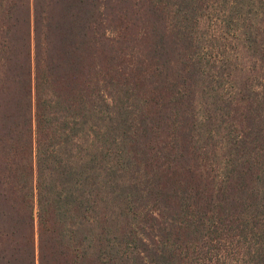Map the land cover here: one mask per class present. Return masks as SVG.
<instances>
[{
  "label": "trees",
  "instance_id": "16d2710c",
  "mask_svg": "<svg viewBox=\"0 0 264 264\" xmlns=\"http://www.w3.org/2000/svg\"><path fill=\"white\" fill-rule=\"evenodd\" d=\"M0 264H264V0H0Z\"/></svg>",
  "mask_w": 264,
  "mask_h": 264
}]
</instances>
